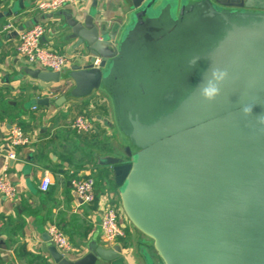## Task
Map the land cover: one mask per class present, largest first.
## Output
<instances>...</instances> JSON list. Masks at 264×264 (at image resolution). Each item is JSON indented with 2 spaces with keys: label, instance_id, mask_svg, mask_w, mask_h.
<instances>
[{
  "label": "water",
  "instance_id": "obj_1",
  "mask_svg": "<svg viewBox=\"0 0 264 264\" xmlns=\"http://www.w3.org/2000/svg\"><path fill=\"white\" fill-rule=\"evenodd\" d=\"M121 3L124 30L95 12L66 14L63 28L88 62L33 77L70 83L58 106L101 90L110 97L126 158L100 165L111 168L127 220L151 242L145 264H264V0ZM213 69L228 76L207 101L200 88ZM46 242L55 264H126L120 243L91 242L72 261Z\"/></svg>",
  "mask_w": 264,
  "mask_h": 264
},
{
  "label": "crops",
  "instance_id": "obj_2",
  "mask_svg": "<svg viewBox=\"0 0 264 264\" xmlns=\"http://www.w3.org/2000/svg\"><path fill=\"white\" fill-rule=\"evenodd\" d=\"M38 1L0 0V14L14 11L0 17V169L9 150L12 127H20L29 139L28 144L15 149L16 157L9 163L8 174L16 188V198L0 196V264H55L47 251L50 225L66 235L72 250L64 256L76 261L87 254L91 242L105 244L100 231L105 205L120 206L117 192L101 179L104 170L112 173L110 167L100 165L101 158H126L127 143L117 128L110 97L101 90L87 100L56 105L70 83L35 79L34 72L44 70L17 54L16 31L4 28L13 23L22 31L43 24L45 48L80 56L77 63L86 64L84 57L89 54L77 45L76 39H69V30L63 28L65 15L95 12L111 24L119 22L124 30L130 14L121 0H85L78 7L68 5L47 13L35 11ZM43 98L49 100L48 106L34 103ZM81 114L93 120V131L88 134H78L71 128L73 119ZM46 172L52 183L43 192L40 186ZM88 175L99 184L96 199L89 205L81 203L70 185L72 179ZM119 218L125 235L117 243L123 248L126 264H145L141 252L144 248L152 252L151 242L131 225L121 207Z\"/></svg>",
  "mask_w": 264,
  "mask_h": 264
},
{
  "label": "built area",
  "instance_id": "obj_3",
  "mask_svg": "<svg viewBox=\"0 0 264 264\" xmlns=\"http://www.w3.org/2000/svg\"><path fill=\"white\" fill-rule=\"evenodd\" d=\"M84 1L85 0H40L36 3L34 9L41 13L58 12L68 5L78 7L82 5ZM4 29L18 32V43L16 46L17 54L29 64L37 65L44 71L61 72L65 68L76 64L77 61L81 59V57L77 55H66L45 48L42 45V38L45 34V26L43 24L38 23L28 29L18 31L13 23H8ZM84 58L88 60L89 56L87 55ZM99 63L100 59H96L94 62L95 65ZM71 128L78 134H88L93 131V120L88 115H78L71 122ZM8 140L9 150L0 169V196L13 200L16 198L17 192L9 178V163L16 157L15 149L28 144L29 139L20 127L14 126L10 130ZM51 183V176L46 172L41 182V190L47 192ZM95 184V179L90 175L74 178L70 182L76 197L82 204L87 205L92 204L96 199ZM120 207L121 206L118 207L110 203L106 204L102 209L100 216V231L107 245L116 244L117 241L125 235L124 227L119 218ZM48 235L52 245L63 255L68 254L72 250L68 238L57 226L50 225L48 227Z\"/></svg>",
  "mask_w": 264,
  "mask_h": 264
},
{
  "label": "clouds",
  "instance_id": "obj_4",
  "mask_svg": "<svg viewBox=\"0 0 264 264\" xmlns=\"http://www.w3.org/2000/svg\"><path fill=\"white\" fill-rule=\"evenodd\" d=\"M226 70L213 69L211 78L208 79L200 88L201 96L207 101H213L220 94L219 85L227 78ZM245 115H250L252 107L246 106L243 108ZM260 123H264V117H258Z\"/></svg>",
  "mask_w": 264,
  "mask_h": 264
},
{
  "label": "trees",
  "instance_id": "obj_5",
  "mask_svg": "<svg viewBox=\"0 0 264 264\" xmlns=\"http://www.w3.org/2000/svg\"><path fill=\"white\" fill-rule=\"evenodd\" d=\"M101 179L107 180L108 181V184L113 183V186H114V181H113V178H112V173H110L109 171L104 170V173L102 174ZM97 187H99V184L96 182V184H95V195H96ZM117 197H118V201H119L118 202V205H119L120 199H119L118 192H117Z\"/></svg>",
  "mask_w": 264,
  "mask_h": 264
},
{
  "label": "rangeland",
  "instance_id": "obj_6",
  "mask_svg": "<svg viewBox=\"0 0 264 264\" xmlns=\"http://www.w3.org/2000/svg\"><path fill=\"white\" fill-rule=\"evenodd\" d=\"M114 186H115V184H114ZM113 186V183H111V184H109V187H110V189H112L114 192H118V188L115 186L114 187ZM151 247H152V245H151ZM144 250H146V249H142V252H144ZM147 252H148V254L150 255V254H152L153 255V253L150 251V250H146ZM145 253V252H144ZM144 253L142 254V257H143V255H144ZM144 259V258H143ZM145 261V260H144ZM145 263H146V261H145Z\"/></svg>",
  "mask_w": 264,
  "mask_h": 264
}]
</instances>
